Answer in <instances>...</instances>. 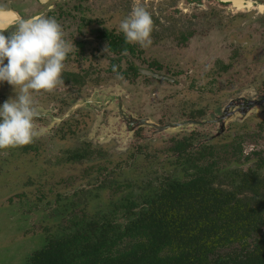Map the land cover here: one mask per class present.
I'll list each match as a JSON object with an SVG mask.
<instances>
[{
  "label": "flooded vegetation",
  "instance_id": "flooded-vegetation-1",
  "mask_svg": "<svg viewBox=\"0 0 264 264\" xmlns=\"http://www.w3.org/2000/svg\"><path fill=\"white\" fill-rule=\"evenodd\" d=\"M132 2L127 0L128 8L125 9L126 2L120 0H0V12H3L0 23L10 24L14 19L12 13L24 18L52 17L60 25L70 47L61 74L62 82L50 92L33 94L38 110L34 121L37 136L27 145L0 150V173L7 172L11 190L4 194L0 192V264H20L22 260L23 264H81L84 258L77 256L74 262L71 254H81L84 243L95 244L96 247H90V250L98 249V259H105L103 262L107 259L109 264L117 256L128 255L139 242L137 235H128L129 228L155 211L169 210L178 202L186 184L192 181L200 187L205 186L193 190L218 191L219 199L230 195L232 199L221 204L229 205L232 210L247 204L254 209V203L261 204L259 201L264 199V160L252 155L253 159L245 157L248 160L244 161L241 157L249 152L238 142L242 135L255 136L253 131L264 136V123H253L255 116L247 118L243 125H232L227 130L224 127L226 112H222L214 121L218 122V131L211 136L200 130L184 132V136L172 140L163 167L156 168L157 161L148 158L140 146L144 141L141 130L155 126L149 120L157 111L148 113V105L141 107L142 113L131 110L133 104L149 99L141 84L156 85L162 96L164 86L179 85L178 75L185 71H189L184 73L185 77L192 71L205 72L198 78L199 83H206L205 80L213 76L204 65L209 60L207 54L194 59L196 62L192 65L188 60L195 49L187 48L189 42L197 38L211 43V33H215L214 37L219 36L227 29L223 28L225 23L231 20L233 24L237 17L245 18L252 12L264 18V0H139L152 13V33L171 32L169 37L159 39H168L172 46L182 48L175 46V56L169 55L167 59L166 51L172 52V46L162 51L164 55L160 51L151 53L147 55L146 64L138 63L146 60L139 58L144 56L145 48L136 54L138 45L125 43L123 34L118 31V24L130 11ZM212 18L218 31L198 35L203 21L207 24ZM156 19L158 21H154ZM187 20L191 27L183 28L181 21ZM194 22H198V26ZM223 37L226 43L228 34ZM155 44L152 41L150 46ZM231 44L234 46L236 42L231 40ZM213 56L214 59L220 57L215 51ZM258 60L262 63L264 55ZM233 61L234 58L227 62L215 61L217 68L214 70L221 73V69H231ZM111 84L120 90H104ZM261 84L264 87V79ZM4 89L13 91L7 82L0 83V103L15 96L14 92L9 98L2 95ZM207 104V101L203 102L204 109ZM198 109L187 114L172 107L169 119L172 118L173 125L181 129L203 125L205 122L200 120L208 110ZM146 115L149 118L144 117ZM42 143H46L48 152L58 149L60 152L52 154L56 156L54 158L50 155V161L44 155L35 154L36 146ZM104 149L123 157L126 155V168L119 161H110L108 164L116 163L117 168L104 174V169H99L92 180L85 179L90 187L82 179L51 192L53 186L46 182L45 174L49 175L46 168L100 164L107 160L108 153ZM223 162L230 163L219 167ZM10 171L19 174L17 187L9 177ZM65 172L70 177L74 171ZM119 172L127 181H122ZM150 172L153 174L146 175ZM200 178L203 181H196ZM42 183L45 186H39ZM78 198L82 200L77 202ZM187 200L189 205L195 203L191 197ZM82 211L81 218L66 219L70 213ZM23 223L29 225L21 231ZM248 228L251 230L244 237L247 231L243 229L229 234L227 240L242 239L219 247L208 255L209 260L224 258L228 264L234 261L235 264H264L260 262L264 259V213L263 218ZM21 237L26 239L25 242L19 241ZM35 238L41 242H33ZM29 239L31 245H28ZM69 247L73 250L68 251ZM41 253L43 257L38 258ZM162 255L165 253L161 252L159 256ZM101 261L97 263L103 264Z\"/></svg>",
  "mask_w": 264,
  "mask_h": 264
},
{
  "label": "rangeland",
  "instance_id": "rangeland-1",
  "mask_svg": "<svg viewBox=\"0 0 264 264\" xmlns=\"http://www.w3.org/2000/svg\"><path fill=\"white\" fill-rule=\"evenodd\" d=\"M123 1L126 2L125 9H127V0H120V2ZM244 17L245 18L237 17L238 19L236 18L237 20L235 19V22L233 24L231 23V20L228 23H225L224 25L226 26L224 27L223 25V28L227 29L223 31L224 33H220L217 37H214L215 33H211L212 37L209 38L210 41L212 40L211 43H207L206 41L204 42L202 39L194 38L187 45V48L195 49V52L192 54V58L188 60L192 65H194L192 62H196L194 61V59L197 60L207 54L206 58H208L209 60H207L204 65L207 68L206 70H210L211 74L213 73V76L212 78H209V80L206 79V83H199L200 79L198 78L205 75V72L201 74L199 72L196 73L192 71V74L189 77H185L183 76L185 75L184 73L189 72L185 71L184 73H180V75H178L179 79L181 80H179V85L175 87H172V85L164 86L162 90L164 93H161L162 96H160V89L156 85L151 83L147 85V83H144L145 86H142L141 84V89L144 91V95L146 94L149 99L141 100L140 102L138 101L137 104H133L131 110L134 112L142 113L144 111L141 107H144L143 105H148V108L146 110L148 113L152 110L155 112L157 111L156 115L149 120L152 124H155V126L141 130L144 141L142 142V146H140L141 151H143L148 158H150L152 161H157V165L155 166L156 168L159 165L163 167L164 159L168 155L167 151L173 144L172 140L174 138H177L178 136H184V132L200 130L203 131L206 136H211L216 131H218L220 127L217 125L218 122L214 121H217L218 118H220L222 112H226L224 116V127L227 130H229V127H231L232 125H243L245 122H247V118H254V116L256 118L253 120V123H264V87L261 84L264 79V61L262 63H259L258 60L259 58H261V56L263 57L264 55V18L263 16L258 17V14L254 12H252L251 14H246V16ZM154 21H158V19ZM181 23L183 24V28H185L186 26H188L189 28L191 27V23L189 20H187L186 22L181 21ZM194 24L195 26H198V22H194ZM207 24L206 20L205 22L203 21L198 35L200 34L205 36L209 32H212L214 30L218 31L219 28L218 26H216L213 18L210 19L209 23ZM225 33L229 36L226 43L224 42L223 37ZM169 35H172V33L170 32L168 34V32H165L162 35H159L153 32L151 34V39L154 43L156 42L155 46L146 47L144 49V56L137 57H139L140 60L144 58L146 59L147 55L149 56L151 55V53L152 55L158 54L157 52L160 51V53H162L163 50L168 49L169 46H172V42H169L168 39L160 40L159 38L162 36L164 38L169 37ZM231 40H234V42H236L234 46H232ZM220 44H222V46ZM175 46L178 47V45L172 46V52L166 51L165 59H167L169 55L171 56L172 54L173 56H175ZM178 48L182 49L181 47ZM214 51L215 53H218V55L220 56L219 58L214 59ZM139 52H142V48L137 46L135 53L140 54ZM161 55L164 54L162 53ZM231 57L234 58L233 66H231V69L225 71L224 69H221V73L214 70V68H217L215 67V61L218 62L220 60H223V62H227L228 59H232ZM148 60L149 59H146L144 62L138 63L146 64L148 63ZM135 62H137V60ZM10 88H12V86H10ZM104 90L108 92H118L120 89L111 84L109 87H104ZM251 90L253 91L252 93ZM2 95L9 98L10 95L13 96L14 94L13 91L9 92L7 89H4ZM133 96H135V94H133ZM204 101L208 102V104L205 106V109L203 106ZM172 107L179 108L180 110L178 111H182V113L184 111L187 114L188 112L194 109L197 110L198 108V110H208L206 116H204L200 120V122L205 123H203V125L201 124L200 126L193 125L191 127H185L182 129L179 128V126L176 127L173 125L174 121L172 120V118L169 119L172 115V113L170 112V109ZM113 113H115V109L113 110ZM144 117L149 118V116L147 115ZM105 118H107V116ZM184 119L185 121L188 120L186 117H184ZM95 123L96 121L94 122V124ZM253 135L255 136L244 137V135H242L238 141L240 144H243L241 148H244L245 151L249 152V154H245L243 157H241L244 161L248 160L244 159L245 157L250 159H253L254 157L259 158L260 160H264V136L261 135V133H257V131H253ZM150 138L152 139L149 140ZM45 146L46 143H42L39 146H36L33 152H35V154L37 155H44L48 157L49 161L51 160L49 157L50 155L52 156V158H54L56 156L52 154L56 155L58 154V152H60L59 149L57 150L58 152H48V147ZM106 149H104V152L107 151L108 153L106 154L107 160L103 161L100 164H80L76 167L66 166L56 169L46 168L45 172H48L49 174H45V176H47L48 178L46 182L48 186H53L51 192L53 193L57 188L60 187L63 188L73 185L78 180L82 179H84V183H86L87 186L90 187V185L88 184L89 182H86L85 179L92 180V178L97 175L96 173L99 172V169H104V171H102V174H104L107 171H110V169L117 168L115 167L116 165H114L116 163H111V165H109L108 163L110 161H115L117 163L119 161V164L122 167L124 166L125 169L127 166V159H125L126 155L123 157L122 155H117L116 153H109ZM252 155L254 156L252 157ZM234 157L238 156L234 155ZM229 163L230 162H223L218 166H226ZM252 164L255 163L252 162ZM106 165L108 166L107 168L105 167ZM66 170L74 171L72 172V176H67L69 173L65 172ZM112 171L113 170H111V172ZM149 174L151 175L153 174V172L146 173V175ZM119 175H122V181H127V179L123 177V173L119 172ZM9 177L13 178L12 183L14 184V187H17L16 183H18L19 174H13V172L10 171ZM39 186L43 187L45 186V183H42V185ZM10 191L11 190L8 184L7 172L0 173L1 194ZM40 196L42 195H39V197ZM80 200L82 199L78 198L77 202H79ZM5 207L7 208V206ZM75 213H77V215ZM82 213L83 211L81 213L72 212L66 219L70 220L73 218H81L82 215L79 216V214ZM28 220L31 219L28 218ZM31 221L35 220L32 219ZM23 224L24 225L20 227L21 231L22 228L28 227L26 224L29 225V223ZM25 240L26 239L23 237L19 239V241H21L22 243L25 242ZM30 242L32 241L29 239L28 245H31ZM33 242L40 243L41 240L35 238V241ZM3 247L6 248V246ZM8 247L10 246H7V248ZM19 263L23 264V260Z\"/></svg>",
  "mask_w": 264,
  "mask_h": 264
},
{
  "label": "clouds",
  "instance_id": "clouds-1",
  "mask_svg": "<svg viewBox=\"0 0 264 264\" xmlns=\"http://www.w3.org/2000/svg\"><path fill=\"white\" fill-rule=\"evenodd\" d=\"M12 15L10 24L0 23V83L7 82L15 93L14 98L0 103V150L27 145L37 136L34 121L38 110L33 94L50 92L62 82L64 61L70 51L54 18ZM118 31L127 44L150 46L152 13L139 0H133Z\"/></svg>",
  "mask_w": 264,
  "mask_h": 264
},
{
  "label": "trees",
  "instance_id": "trees-1",
  "mask_svg": "<svg viewBox=\"0 0 264 264\" xmlns=\"http://www.w3.org/2000/svg\"><path fill=\"white\" fill-rule=\"evenodd\" d=\"M196 181H203L201 178ZM200 187L197 183L186 184L185 191L178 197V202L169 207V210L155 211L147 216L146 220L135 223L129 228V236H138L139 242L135 244V249L128 255L117 256L109 264H228L227 259L217 258L209 260L208 255L215 253L219 247L231 244L233 241L227 240L229 234H235L239 230L247 231L249 234L250 224L256 223L257 219L263 218L264 199L254 203V209L250 205L232 210L221 202L230 201V195H225L219 199L218 191L193 190ZM206 195H212L207 198ZM187 197L195 200L193 205L186 203ZM217 197V198H216ZM226 203V202H225ZM180 205V207H178ZM198 205L200 207H198ZM250 209V210H249ZM188 210V211H187ZM132 230L134 233H132ZM238 236V235H237ZM69 245V244H68ZM95 244L84 243L81 254H71L74 262L77 256L84 258L81 264H98V249ZM68 248V251H72ZM98 252V253H97ZM165 255L159 256L160 253ZM43 257V253L38 258ZM103 264H107L106 261ZM260 262L264 263V259ZM236 262H232L235 264Z\"/></svg>",
  "mask_w": 264,
  "mask_h": 264
}]
</instances>
